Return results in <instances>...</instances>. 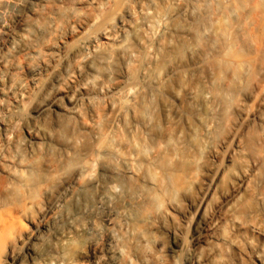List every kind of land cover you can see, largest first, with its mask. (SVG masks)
Wrapping results in <instances>:
<instances>
[{"label": "bare ground", "instance_id": "obj_1", "mask_svg": "<svg viewBox=\"0 0 264 264\" xmlns=\"http://www.w3.org/2000/svg\"><path fill=\"white\" fill-rule=\"evenodd\" d=\"M251 240L264 264V0H0V264Z\"/></svg>", "mask_w": 264, "mask_h": 264}, {"label": "rangeland", "instance_id": "obj_2", "mask_svg": "<svg viewBox=\"0 0 264 264\" xmlns=\"http://www.w3.org/2000/svg\"><path fill=\"white\" fill-rule=\"evenodd\" d=\"M250 242L252 243V244H250V247L246 248L245 251L239 252L238 255L236 256L238 264H241V263L242 264H258L256 262V260H255L256 254H255L254 258H253V255L251 254V251H253V250H254V253H255L254 241L251 240ZM255 245L258 246L256 253L257 252H260L261 254L264 253V252H262V250L264 249L263 248L264 247V242H260L259 241V243H257L255 241ZM263 255H262V259L264 260V258H263L264 256ZM241 260H242V262H241Z\"/></svg>", "mask_w": 264, "mask_h": 264}]
</instances>
